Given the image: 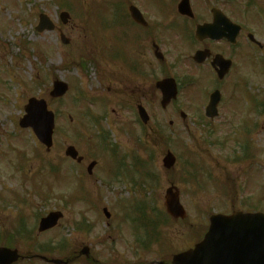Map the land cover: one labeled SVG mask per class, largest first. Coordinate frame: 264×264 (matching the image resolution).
Listing matches in <instances>:
<instances>
[{"label":"rangeland","instance_id":"1","mask_svg":"<svg viewBox=\"0 0 264 264\" xmlns=\"http://www.w3.org/2000/svg\"><path fill=\"white\" fill-rule=\"evenodd\" d=\"M67 1L0 0L3 229L35 233L40 217L59 210L63 218L58 226L36 238L37 252L48 243V256L61 257L65 250L54 247L67 237L72 251L88 243L97 256L111 253L119 264H139L168 259L195 242L202 227L205 231L209 213L231 208L264 212V0H232L233 21L252 33L263 49L250 44L246 34L240 37L233 50L235 68L223 87L220 116L209 122L199 115L207 103L199 100V93L211 86L210 75L186 59L191 46L174 39L162 50L164 62L154 60L153 82L172 72L185 86L175 105L162 109L153 84L152 94L142 102L149 115L147 125L135 109H121L106 90L114 86L99 71H112L113 62L101 58L112 54L113 45L106 38L97 45L90 37L92 47L104 51L85 49L87 29L81 24L94 22L91 27L100 28L99 24L113 23L117 0L107 1L108 10L95 15L96 10L75 11ZM75 3L88 6L84 0ZM62 11L70 15L67 25L60 22ZM41 13L54 22L55 30H35ZM60 33L68 44L61 42ZM88 55H93L92 63ZM54 81L68 84L59 98L49 96ZM31 97L44 98L55 114L49 150L30 129L18 125ZM179 110L187 114L185 122ZM68 145L85 156L81 165L65 156ZM167 150L176 157L173 169L162 164ZM91 160L97 166L87 177ZM142 162L137 169L133 166ZM139 171L142 178L136 175ZM170 184L178 187L187 218L168 216L163 222L157 213L164 211ZM104 207L111 214L108 219Z\"/></svg>","mask_w":264,"mask_h":264},{"label":"flooded vegetation","instance_id":"2","mask_svg":"<svg viewBox=\"0 0 264 264\" xmlns=\"http://www.w3.org/2000/svg\"><path fill=\"white\" fill-rule=\"evenodd\" d=\"M107 1L110 0H84L83 4L88 6L84 8L79 7L78 10L85 12L96 10L93 14L95 15L98 14V11L108 10V6H106ZM181 1L183 0H117L115 3L117 5L112 8L114 15L113 23L99 24L100 28L91 27L94 22L81 25L82 28L87 29L85 34V49L95 53L104 51V49L96 50L93 48L89 42L90 37L97 45L101 42L103 43L105 38L110 45H113L112 54L102 56L101 58V62L111 60L113 62V70L110 71L102 68L99 72L104 80L114 86L113 89L107 87L106 90L114 94L115 100L121 109L125 110V108H128L136 110L139 105L144 107L142 102L148 100L153 90L154 71L152 68L154 60L159 63L164 62V59L158 58L160 56L159 52L164 56L162 50L166 48L169 41L174 39H177L180 43L187 42L191 46L186 59L195 67H201L192 60L195 52L201 49L210 50L211 55L202 66L209 68L208 70L212 74L213 90L219 89L221 91L229 81L234 68L233 50L238 45L234 46L224 39L218 41L209 39L201 42L197 41L195 39V29L199 24L211 20L212 9H220L226 17L231 19L232 0H188L192 11L191 16L180 13L179 4ZM132 11L139 21L132 16ZM96 48H99V46ZM216 54H220L224 58L232 61V66L228 74L222 80L217 79L216 73L211 67V61ZM92 56L88 55L87 57L89 63L94 61L92 60ZM165 77L175 78L178 91L183 86L174 73L169 72L168 74L161 75L158 79ZM201 98L202 96H200L199 100ZM204 98H206V95H203V100H205ZM175 103L176 101H172L170 104L175 105ZM182 120L185 121V119ZM169 124L172 125V121ZM84 160L85 156L80 161V165ZM1 206L4 207V204ZM5 222V218L0 216V248L15 249L20 257L12 263H7L6 258L1 259L0 264H23L25 261L30 263L41 261L44 264H52L49 262L50 257L47 256L49 253L37 252L39 249L36 245V238L56 228L58 223L51 230L40 232L37 227L35 233L33 231L17 233L4 230L3 226ZM204 233L205 231L202 227L200 234L197 235L196 241L186 249L200 241ZM19 235L21 236L18 237ZM64 240L65 242L63 241V243L66 249L60 258H63L66 263L62 264H119L111 253L108 256H105L103 253L97 256L98 253L92 252L91 246L88 243H83L77 250L72 251V247L69 249L68 238L66 237ZM26 242L27 246L25 244ZM82 247L83 254H81ZM84 251H87V253H84ZM139 264L154 263L144 262ZM161 264H171V261L167 262L166 260H162Z\"/></svg>","mask_w":264,"mask_h":264},{"label":"water","instance_id":"3","mask_svg":"<svg viewBox=\"0 0 264 264\" xmlns=\"http://www.w3.org/2000/svg\"><path fill=\"white\" fill-rule=\"evenodd\" d=\"M67 14H61V19L65 22ZM217 15L214 14V23L211 25L199 26L196 36L199 39L204 37L219 38L232 36L233 41L238 33L239 27L230 26L226 23V27L218 28ZM52 21L45 14L39 15V22L36 26L38 32L44 30H53ZM252 39V37L250 36ZM62 40H66L62 37ZM204 52L196 54L195 59L200 61L204 59ZM220 67L217 72L218 77H222L227 69L225 61L221 57L215 60ZM162 90L164 107L171 97L176 95V86L172 79H167L156 84ZM67 89L66 84L55 81L53 90L50 92L52 97L61 96ZM218 93L215 92L210 97V102L206 108V115L214 114L218 102ZM143 120L147 117L140 111ZM19 126L22 128H31L38 140L49 148L52 144V133L54 127V115L47 109L44 99L30 98L24 106V115L19 120ZM66 155L75 158L77 152L73 147L66 149ZM174 156L168 153L164 159V166L170 168L174 164ZM92 167V166H91ZM164 205L166 211L173 218H184L185 212L179 202V191L172 186L165 191ZM106 216H109L104 209ZM61 217V213L53 212L48 214L40 222V230L52 227L57 219ZM7 252L8 262L17 259L16 251ZM0 250V261H1ZM54 263L60 261L54 260ZM173 264H264V214L263 213H242L234 212L229 216L215 214L210 217V225L203 240L196 244L193 249L173 256Z\"/></svg>","mask_w":264,"mask_h":264}]
</instances>
